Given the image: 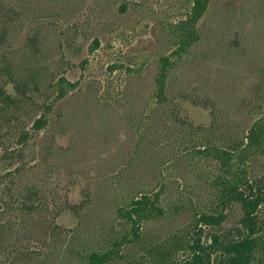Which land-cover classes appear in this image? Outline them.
I'll return each instance as SVG.
<instances>
[{"label": "rangeland", "instance_id": "374dc122", "mask_svg": "<svg viewBox=\"0 0 264 264\" xmlns=\"http://www.w3.org/2000/svg\"><path fill=\"white\" fill-rule=\"evenodd\" d=\"M197 2L0 0V84L15 97L0 104V155L22 153L0 164L15 172L8 195L18 203L0 216V264H90L130 228L123 209L156 193L164 213L107 264L185 258L180 242L195 213L216 205L223 179L221 160L194 149L226 146L264 120V0ZM165 66L168 102L159 104ZM62 77L71 84L61 88ZM173 104L195 126H216L187 138L168 117ZM245 169L264 177V147ZM29 189L46 203L38 211L18 207ZM242 214L234 205L225 228ZM251 264H264V253Z\"/></svg>", "mask_w": 264, "mask_h": 264}, {"label": "trees", "instance_id": "16d2710c", "mask_svg": "<svg viewBox=\"0 0 264 264\" xmlns=\"http://www.w3.org/2000/svg\"><path fill=\"white\" fill-rule=\"evenodd\" d=\"M204 1L198 0L197 5L203 4ZM122 10H126L125 5L122 6ZM4 23L6 24V22ZM4 38L5 33L1 36L2 40ZM4 63V72L11 75L14 89L22 94L24 83L16 79L11 61H4ZM166 71L167 67L165 66L160 70L157 78L156 97L159 104L168 102L165 85ZM59 82L61 88H64L65 84H71L66 77H62ZM14 99V95L8 91L6 84L1 83L0 104L13 102ZM168 113V117L173 122L186 129L185 135L191 140H193L195 132L200 133L199 136L203 134V137L207 138L217 123L215 120L210 126H195L181 116L175 104ZM44 123V118L39 119L35 127L40 128ZM228 143V145L221 147L213 143H204L200 148L194 149L199 154H214L221 160L223 165L222 191L213 208L195 213V221L190 235L180 242V249L185 252L186 256L171 264H251L258 254L264 253V220L260 216V209L264 203V177L254 179L245 169L246 159L250 152H256L260 147H264V120L263 122L262 120L255 121L248 128L244 138L230 139ZM19 149L5 147L3 154L0 155V164L21 158L22 153ZM192 154L195 155L196 153ZM14 173L12 170L0 173V216L4 215L16 202L14 198L8 195V192L11 191V180ZM37 197L38 192L29 189L26 200L20 202L18 207L26 211H38L46 203ZM36 200H38L36 203H32ZM158 201V193L154 196L142 194L139 198L133 199L130 206H126L122 212L128 223L126 226L128 228L130 224V228L126 229L127 232L123 229L122 239L113 244V247L116 248L92 251L89 255L90 264H107L116 256V250L120 246L139 240L142 236V224L146 220L160 217L164 213ZM16 204L18 203L16 202ZM236 204H240L243 210L240 225L236 229L234 228L235 230H227L224 223L228 218V211L233 209ZM1 223L2 220H0V230L3 227ZM53 223L56 224L55 217ZM214 228L217 229L214 230ZM221 229L223 231L219 232L218 230Z\"/></svg>", "mask_w": 264, "mask_h": 264}]
</instances>
